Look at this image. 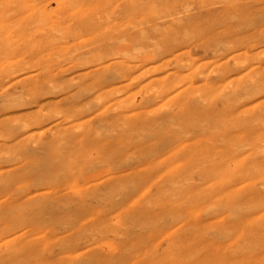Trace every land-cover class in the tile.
Wrapping results in <instances>:
<instances>
[{
  "label": "bare ground",
  "instance_id": "6f19581e",
  "mask_svg": "<svg viewBox=\"0 0 264 264\" xmlns=\"http://www.w3.org/2000/svg\"><path fill=\"white\" fill-rule=\"evenodd\" d=\"M0 264H264V0H0Z\"/></svg>",
  "mask_w": 264,
  "mask_h": 264
}]
</instances>
